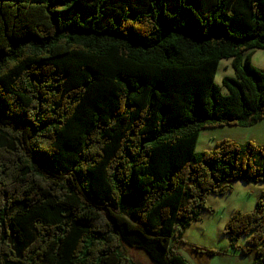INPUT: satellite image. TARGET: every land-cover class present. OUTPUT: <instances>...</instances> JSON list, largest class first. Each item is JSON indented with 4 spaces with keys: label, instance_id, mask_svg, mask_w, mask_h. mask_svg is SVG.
Masks as SVG:
<instances>
[{
    "label": "trees",
    "instance_id": "16d2710c",
    "mask_svg": "<svg viewBox=\"0 0 264 264\" xmlns=\"http://www.w3.org/2000/svg\"><path fill=\"white\" fill-rule=\"evenodd\" d=\"M256 49L264 0H0V264H191L207 197L264 183V144L196 150L264 120ZM224 234L264 264V189Z\"/></svg>",
    "mask_w": 264,
    "mask_h": 264
},
{
    "label": "rangeland",
    "instance_id": "374dc122",
    "mask_svg": "<svg viewBox=\"0 0 264 264\" xmlns=\"http://www.w3.org/2000/svg\"><path fill=\"white\" fill-rule=\"evenodd\" d=\"M252 62L256 67L264 68V49H256L253 52ZM225 75H234L231 59H224L220 63L216 81L221 86ZM223 90L226 91L225 88ZM224 139L264 144V120L250 127L220 126L204 129L200 133L196 150L201 152L213 149L217 142ZM263 189L264 183L261 182L236 181L231 192L221 196H208L206 204L213 208V213L203 212L202 219L184 231L183 241L173 239L172 245L191 264H251L255 257L254 251L242 254L232 250L228 236L224 234V226L235 210L252 211ZM239 245L245 247V238L240 240ZM195 247L217 251V254L209 256L199 252V249L195 250ZM120 251L135 264H153L141 248L124 244Z\"/></svg>",
    "mask_w": 264,
    "mask_h": 264
},
{
    "label": "crops",
    "instance_id": "0c3cea01",
    "mask_svg": "<svg viewBox=\"0 0 264 264\" xmlns=\"http://www.w3.org/2000/svg\"><path fill=\"white\" fill-rule=\"evenodd\" d=\"M230 246V245H229ZM235 252H237V251H235ZM234 255H238V256H240L241 257V255H239L238 253H234Z\"/></svg>",
    "mask_w": 264,
    "mask_h": 264
}]
</instances>
